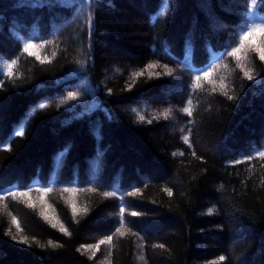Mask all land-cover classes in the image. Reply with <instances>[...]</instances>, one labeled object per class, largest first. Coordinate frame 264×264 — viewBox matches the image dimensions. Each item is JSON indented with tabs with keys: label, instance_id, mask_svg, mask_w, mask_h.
I'll return each mask as SVG.
<instances>
[{
	"label": "trees",
	"instance_id": "1",
	"mask_svg": "<svg viewBox=\"0 0 264 264\" xmlns=\"http://www.w3.org/2000/svg\"><path fill=\"white\" fill-rule=\"evenodd\" d=\"M261 14L0 0V264H264Z\"/></svg>",
	"mask_w": 264,
	"mask_h": 264
},
{
	"label": "snow or ice",
	"instance_id": "2",
	"mask_svg": "<svg viewBox=\"0 0 264 264\" xmlns=\"http://www.w3.org/2000/svg\"><path fill=\"white\" fill-rule=\"evenodd\" d=\"M259 2L261 4H264V0H259ZM257 4H258V0H251V6L253 7L254 10L257 9ZM261 16L264 17V14H261ZM258 34L259 35H264V22L259 23V24L255 23V22L246 24L245 29L242 31V35H241V39H240L239 46L232 48V50L229 51V52H227L226 54L228 56H233V57H236L237 59H239V53L242 51V49H244L246 42H248L251 37H254V36L258 35ZM253 43H255V42L253 41ZM33 47H35V45H33L32 43L29 42V43H27L25 45L24 51L25 52H29L30 54H33V53H31V49ZM253 50L255 52H258L259 53V60L260 61H264V44H257L256 47ZM15 63H16V61L15 60H12V64H15ZM149 67H155V65H149ZM241 67H243V65H241ZM210 75H211V73L209 71H204V73H203V77L205 79H207ZM244 75L247 76V78L249 80H252L253 79V77L247 71L244 73ZM195 79H196L197 82H199L201 80V76L200 75H197ZM196 86L197 87H200L199 83H197ZM77 95H78L77 92L71 91V92L68 93V99L69 100H73V99H75L77 97ZM225 95H227V93H225ZM229 98L231 99V97H229ZM62 103H63V101H62ZM189 104H191V101H189ZM38 107L40 109H43V108L46 107V105L44 103H39L38 104ZM133 111L135 112L136 110L133 109ZM183 111L184 112H187L189 115H191L190 108H184ZM163 115L165 117H167L168 113L165 112V113H163ZM139 119L142 121L144 119V117L143 116H140ZM14 135H16V136H23L24 135V132H23L22 129H17L15 131ZM184 139H185V141H187L188 137H184ZM260 155L261 156H264V152H261ZM249 159H251V157H249ZM237 162H239V161H237ZM69 190L70 189H65V191H69ZM42 191H44L45 193H47L48 191H51V189L44 188V189H42ZM166 191H169V190L166 189ZM9 195L15 196L16 193L15 192H9ZM20 195H22V196L23 195H27V193L21 192ZM104 195L105 196H115L116 193L115 192H105ZM130 195H134V193H130ZM169 195H171V192L170 191H169ZM121 199H123V197H121ZM123 211H124V209L121 208L120 209L121 214L123 213ZM131 215L133 217H138V216H140V213L133 211L131 213ZM13 220L15 222V217L13 218ZM17 227H19L18 222H17ZM61 231H66V230L62 228ZM117 231H119V229H117ZM13 239H15V238L13 237ZM106 239H107L108 242H111L112 237L111 236H108ZM105 242H106L105 240H101L100 241V244H103ZM21 243L27 244V239L25 238L23 241H21ZM89 247H96L98 249L99 248V244L92 245V246H89ZM160 247H163V245H160ZM224 259H225V257H223V256L220 257V260H224Z\"/></svg>",
	"mask_w": 264,
	"mask_h": 264
}]
</instances>
